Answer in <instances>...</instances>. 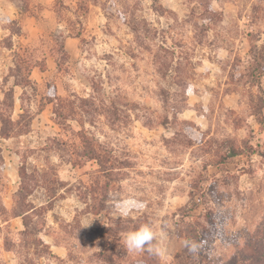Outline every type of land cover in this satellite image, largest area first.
Returning <instances> with one entry per match:
<instances>
[{"label":"rangeland","instance_id":"1","mask_svg":"<svg viewBox=\"0 0 264 264\" xmlns=\"http://www.w3.org/2000/svg\"><path fill=\"white\" fill-rule=\"evenodd\" d=\"M12 1L41 15L35 0ZM44 14L30 39L17 33L25 14L0 17L4 91L16 51L34 83L9 110L24 133L0 142L2 204L23 166L34 210L26 233L0 215V264H264V0H53ZM56 23L80 33L79 49L40 78L36 65L63 57ZM232 147L243 152L216 167ZM143 224L160 254L125 246Z\"/></svg>","mask_w":264,"mask_h":264},{"label":"trees","instance_id":"2","mask_svg":"<svg viewBox=\"0 0 264 264\" xmlns=\"http://www.w3.org/2000/svg\"><path fill=\"white\" fill-rule=\"evenodd\" d=\"M94 5L95 2H93ZM20 8V7H19ZM21 11H26V7L20 8ZM215 14V13H214ZM14 21V20H12ZM17 33H19V28L17 30ZM76 36H79L80 33H75ZM60 36V35H59ZM63 34L60 36L59 38V50L61 55H63V57L61 58L60 56L58 57V55H54V52L52 53V56L55 58L56 61V65L58 67V70L61 68L62 65V59H67L68 57V53L65 51L64 49V43H63ZM264 46V44H263ZM10 47V46H8ZM14 52V51H13ZM19 51L14 52L13 56L16 57V60L14 62V69L11 68V72L8 71L7 75L5 78L7 79H11L12 80V84L13 85H17L19 87H32L31 84H34L31 79L29 78V74H30V70L27 73V76H23L21 75V62L23 61V56L21 53H18ZM263 64V65H262ZM30 69L35 66V65H29ZM37 67H39L40 70H44L45 69V64L43 63L42 65H36ZM29 68V67H28ZM15 72V73H13ZM257 73L263 75L264 74V57L261 55V63H257ZM6 80V79H5ZM4 83H1V86ZM47 88H46V100L49 104H51V109H52V113L54 115V120L57 124L59 125H63L65 124L66 120H67V116L64 115L61 111L58 110L57 107V98H59V95H57V91H56V85L55 83H53L52 81H47ZM2 92H3V96L0 99V122H1V126H0V141H2L3 139H8L9 137H11L12 135H18V134H22L24 133V131H20L17 130L14 131L15 127H19L20 128V122L18 120H13L11 118V114L10 111L13 107L14 104V97H13V89H12V85L8 87V89H6V91H4L3 87H2ZM3 108H7V114H3L4 110ZM9 113V114H8ZM20 117H22V115H20ZM259 125H260V130H264V118L261 119L259 121ZM23 127H26V124L23 125ZM60 144H65L64 141H62ZM92 150L89 149V152H91ZM243 151L238 150V149H233V147L229 150V152H227L224 157L222 158V160H219L216 162V167H224L226 168V166L224 164H226L225 159H229L231 157H235L238 154L242 153ZM251 152H253V149L251 147V145H249V151L246 153L247 154H251ZM0 163H3V156H2V147L0 146ZM24 167L21 166V168L19 169V177L21 180V183L17 189V191L14 193L13 196V204L11 206L10 209H6L4 207V205L2 204V201L0 200V215H2V220H8L10 217H21L24 229L21 230L20 232L22 233H26L27 228H28V221L26 220V216L29 215V212L34 210V206L32 204V202L27 201V197L30 196L32 194V192L28 189V185H24L25 182V177L26 174L24 173ZM27 184V183H26ZM196 205V204H194ZM196 227V231H194L193 233H189L185 239L187 241V244L189 247H191V249H196L197 247H199V243L198 240L200 238V235H198L197 232V224L194 225ZM107 231H109V236L112 235V233L110 232L109 229H107ZM40 244L44 245L45 247H47V245H45L41 239H39ZM107 241V239H106ZM107 243V242H106ZM110 246L111 244H107V249L109 251L110 250ZM43 253H41L40 256H42ZM262 258H264V254L262 255ZM106 260H108L109 264H115L114 263V259L113 258H108L106 257ZM264 260V259H263ZM241 263H243L244 261V257L240 258ZM120 264V263H117Z\"/></svg>","mask_w":264,"mask_h":264},{"label":"crops","instance_id":"3","mask_svg":"<svg viewBox=\"0 0 264 264\" xmlns=\"http://www.w3.org/2000/svg\"><path fill=\"white\" fill-rule=\"evenodd\" d=\"M53 3V0H35V4H37V6H39L42 10H41V15L40 18H47L50 15H46L44 14V12H50V4ZM21 10H19V7L17 5V3L13 2L12 0H0V17L1 18H7L10 20H15L17 18H19L18 16L20 15H24V19L22 18L20 20V27H19V35H26V39H30L32 38V36H34V34H37L38 30H39V26H38V18L39 16L29 12V15L27 14L28 11L26 10L25 13L21 14ZM50 14V13H49ZM3 22V20L1 21ZM0 29L2 31H4L3 27H0ZM51 32L53 34L56 35H62L63 34V43H64V49L65 51L68 53V55H76V49H79V39L81 38V35L76 36L75 33H72L68 30H65L63 25L61 23H56L55 26L53 27V29H51ZM15 46V45H14ZM5 49H8L11 53L14 51V49L10 48V47H6ZM44 64H45V69L44 70H40L39 67L37 69L34 68L32 70V74L33 73H37L40 78H43V76H45L46 73H48L51 69L58 71V67L56 65V61L55 58L52 56V54H49V56L47 57V59L44 60ZM5 76V75H4ZM36 81L39 82V80L36 78ZM2 82V81H1ZM1 82H0V99L3 96V92H2V87L1 86ZM7 83H9L8 81H6ZM12 85V89H13V97L15 99L14 104L16 103V97H15V89L16 88H20L17 85ZM18 101L19 100V95L17 96ZM14 119V118H13ZM0 126H1V122H0ZM11 137H9L8 139H10ZM8 139H3L2 141H7ZM1 142V141H0ZM1 144V143H0ZM1 146V145H0ZM2 147V146H1ZM17 189H15V191H12L11 193V201H10V205H6V203H4V206H6L7 209H10L12 206V195L16 192ZM20 221L21 217H12V219L10 218V220H7L6 224L10 223V221ZM20 231V227L17 229L16 233ZM42 241L44 242V244H46L49 248V250H51V252L53 254H56L57 256L63 257V251L61 252L62 248L51 242V241H47L45 239H42Z\"/></svg>","mask_w":264,"mask_h":264},{"label":"clouds","instance_id":"4","mask_svg":"<svg viewBox=\"0 0 264 264\" xmlns=\"http://www.w3.org/2000/svg\"><path fill=\"white\" fill-rule=\"evenodd\" d=\"M155 232L151 225L143 224L137 229L129 231L124 236V244L129 251L139 252L147 250L156 254L161 253V249L154 243Z\"/></svg>","mask_w":264,"mask_h":264}]
</instances>
